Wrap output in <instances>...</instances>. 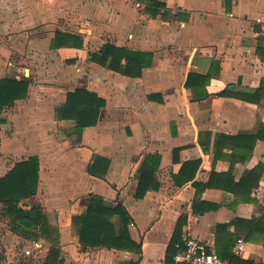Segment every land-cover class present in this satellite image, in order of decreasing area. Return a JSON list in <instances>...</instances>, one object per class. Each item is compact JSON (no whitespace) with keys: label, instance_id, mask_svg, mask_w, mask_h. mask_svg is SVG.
Instances as JSON below:
<instances>
[{"label":"crops","instance_id":"0c3cea01","mask_svg":"<svg viewBox=\"0 0 264 264\" xmlns=\"http://www.w3.org/2000/svg\"><path fill=\"white\" fill-rule=\"evenodd\" d=\"M59 32L83 44L58 46ZM107 43L151 52L152 63L136 76L103 66L91 53ZM190 74L208 80L187 85ZM2 78L26 79L29 87L0 112V177L38 157V188L18 206L40 208L48 225L26 237L0 202V241L17 256L11 264H45L52 245L66 264H173L177 229V244L196 237L217 253L219 223L244 239L236 256L264 264V173L252 200L230 190L247 189L242 176L264 168V0H0ZM77 88L105 100L82 133L75 118L58 115ZM242 132L257 139L235 151L219 137ZM196 160L191 180L195 167L182 168ZM143 166L156 167L144 181ZM91 195L126 209L140 254L81 242L73 218ZM235 219L257 228L248 238ZM120 221L111 216L118 232ZM21 240L32 245L28 262L16 249Z\"/></svg>","mask_w":264,"mask_h":264},{"label":"trees","instance_id":"16d2710c","mask_svg":"<svg viewBox=\"0 0 264 264\" xmlns=\"http://www.w3.org/2000/svg\"><path fill=\"white\" fill-rule=\"evenodd\" d=\"M58 46H81L83 40L70 33H57L56 39ZM126 58V63H122V59ZM91 59L97 60L103 66H107L112 70L122 74L136 76L141 74L142 68L151 65L153 54L151 52L131 50L125 47H119L112 43L104 44L98 51L91 53ZM200 79L206 83L208 78L199 75L190 74L186 82H195ZM205 79V80H204ZM29 81L26 79L2 78L0 80V112L4 106L13 105L16 99L27 96ZM225 94V93H221ZM105 105V100L99 97L95 92L85 88H77L75 91L68 93L64 106L59 110L60 118H75L77 121V131L82 133L85 126L96 122L100 109ZM1 121V119H0ZM254 142L257 135L247 133H239L237 135H224L228 139V144L235 149L237 146L247 143L252 139ZM237 142V143H236ZM236 143V144H235ZM224 145L221 144L220 148ZM150 159V158H149ZM148 159L145 160V163ZM200 160L189 161L183 164L184 172L187 169L195 167L194 173L189 179L194 180L200 167ZM156 167L141 168V178L146 180L149 175L155 172ZM264 173V168L260 165L248 170L238 182L244 186L245 190L231 188L233 192L242 194L244 199L252 200L250 193L253 188L259 185V181ZM187 182V181H186ZM39 183V158L30 157L27 160L16 162L12 169L4 176L0 177V202L8 207V215L11 218L12 229L22 233L26 237H36L37 227L41 226L46 232L48 225L43 211L35 207L32 210H24L18 206L21 199L27 198L35 194ZM206 210L209 206H206ZM119 214L120 229L116 230L115 225L111 222V216ZM131 219L126 209L118 205L115 208L107 207L103 204V199L98 195H91L87 210L82 215L74 216L73 222L80 228V240L84 244L103 245L116 248L118 250H126L135 253L142 252L141 243L133 240L129 233L128 225ZM232 223L237 226L239 223L247 226V237L256 230L257 222L254 220L235 219ZM231 223H219L216 226L217 232V254L221 257L228 258L231 264H245L233 252L236 243L234 234L227 232V228ZM182 243L181 232L177 229L169 244L168 255L176 253V244ZM248 262L247 264H249ZM45 264H66L59 248L52 245L47 255Z\"/></svg>","mask_w":264,"mask_h":264},{"label":"built area","instance_id":"2783aa9c","mask_svg":"<svg viewBox=\"0 0 264 264\" xmlns=\"http://www.w3.org/2000/svg\"><path fill=\"white\" fill-rule=\"evenodd\" d=\"M244 250V239H237L234 246V253L240 254ZM173 264H231L228 258L219 256L202 240L196 237L187 236L183 244L176 245Z\"/></svg>","mask_w":264,"mask_h":264},{"label":"rangeland","instance_id":"374dc122","mask_svg":"<svg viewBox=\"0 0 264 264\" xmlns=\"http://www.w3.org/2000/svg\"><path fill=\"white\" fill-rule=\"evenodd\" d=\"M5 226H0V231L4 232L5 231ZM13 242V240H10L9 238L7 239V244L9 245V247H11V243ZM3 243L0 241V244ZM4 243V244H6ZM15 245H17L16 249L22 253V257L20 258V260L24 261V262H28L29 258L27 257L28 255H31V250H32V245L29 242H24L23 240L19 241V242H15ZM7 248H5L3 246V244H1L0 247V264H11L13 263V259L16 261L17 260V256H15V254H13L11 251H9ZM27 255V256H26Z\"/></svg>","mask_w":264,"mask_h":264}]
</instances>
